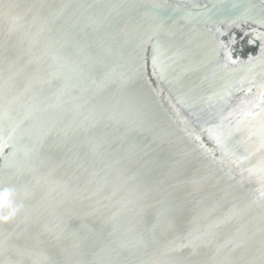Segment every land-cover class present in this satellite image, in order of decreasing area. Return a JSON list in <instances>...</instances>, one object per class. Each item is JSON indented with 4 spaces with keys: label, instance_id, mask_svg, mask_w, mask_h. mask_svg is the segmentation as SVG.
<instances>
[{
    "label": "water",
    "instance_id": "95a60500",
    "mask_svg": "<svg viewBox=\"0 0 264 264\" xmlns=\"http://www.w3.org/2000/svg\"><path fill=\"white\" fill-rule=\"evenodd\" d=\"M0 264H264V0H0Z\"/></svg>",
    "mask_w": 264,
    "mask_h": 264
}]
</instances>
